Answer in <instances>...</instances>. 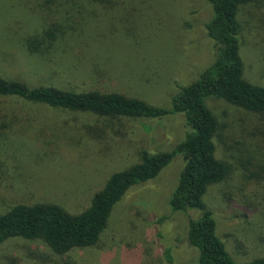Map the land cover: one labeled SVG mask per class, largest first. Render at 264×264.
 <instances>
[{
    "label": "rangeland",
    "instance_id": "obj_1",
    "mask_svg": "<svg viewBox=\"0 0 264 264\" xmlns=\"http://www.w3.org/2000/svg\"><path fill=\"white\" fill-rule=\"evenodd\" d=\"M80 1L69 7L74 19L88 21L85 27L75 21L80 39L68 36L50 47L47 31L56 25L66 31L65 20L46 17L36 0H0V77L31 88L125 91L167 106L179 92L177 83L191 84L215 61L216 46L206 32L213 9L206 0ZM239 20L244 77L264 86V1L243 6ZM36 41L43 50L31 48ZM94 62L112 75L96 78L88 67ZM205 103L219 122L216 157L230 173L204 201L217 235L243 264L264 256V209H252L264 200V113L222 99ZM187 132L182 116L110 119L0 98V215L40 203L78 214L112 174L137 164L141 151L172 152ZM184 165L177 155L157 178L132 187L97 246L58 256L42 242L15 238L1 247L0 264H199L188 221L202 212H174L169 203Z\"/></svg>",
    "mask_w": 264,
    "mask_h": 264
},
{
    "label": "trees",
    "instance_id": "obj_2",
    "mask_svg": "<svg viewBox=\"0 0 264 264\" xmlns=\"http://www.w3.org/2000/svg\"><path fill=\"white\" fill-rule=\"evenodd\" d=\"M42 1H45V5ZM83 1L84 5L93 6L110 0ZM206 1L213 9V16L206 24V32L216 46L215 61L191 84L183 86L177 83L175 87L179 92L171 94L167 106L154 105L125 91L101 93L65 91L45 86L31 88L20 81L0 77V98L17 97L54 109L90 113L110 119L156 121L169 116H182L188 128L184 140L172 152L141 151L139 162L112 174L102 189L92 197L90 204L78 214L52 203L12 207L0 215V249L15 238L42 242L58 256H64L75 249L97 246L108 229L115 207L125 194L132 187L157 178L180 155L185 165L169 203L174 212H202L198 219L188 221V241L199 251V264H238L217 235V223L204 201L208 189L222 183L230 173V166L216 157L214 139L219 130V122L205 102L211 98L222 99L246 111L264 113V86L253 84L244 77L245 66L241 56L243 25L239 20L243 6L264 0ZM73 2L36 0V6L42 9L46 17L56 21L63 19L67 25L66 31L65 27L56 24V27L47 31L46 41L50 47L55 43L60 44L59 41L68 36L80 39L75 21L83 23V27L88 21L72 17L69 7ZM42 46L43 43L39 41L31 43L34 51L43 50ZM88 67L89 72L100 80L112 75L109 68H103L98 63L94 62ZM260 133L264 135V130ZM252 209L263 210L264 200L254 202ZM166 256L171 261L169 252ZM36 257L42 262H49L47 255L37 254ZM243 264H264V256Z\"/></svg>",
    "mask_w": 264,
    "mask_h": 264
}]
</instances>
